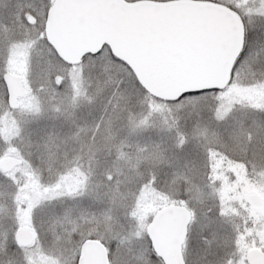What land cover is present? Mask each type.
Instances as JSON below:
<instances>
[{"label":"snow or ice","instance_id":"snow-or-ice-1","mask_svg":"<svg viewBox=\"0 0 264 264\" xmlns=\"http://www.w3.org/2000/svg\"><path fill=\"white\" fill-rule=\"evenodd\" d=\"M0 264H264V0L0 6Z\"/></svg>","mask_w":264,"mask_h":264},{"label":"trees","instance_id":"trees-1","mask_svg":"<svg viewBox=\"0 0 264 264\" xmlns=\"http://www.w3.org/2000/svg\"><path fill=\"white\" fill-rule=\"evenodd\" d=\"M6 2H8V0H0V6H2V5L5 4Z\"/></svg>","mask_w":264,"mask_h":264}]
</instances>
